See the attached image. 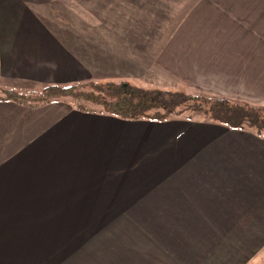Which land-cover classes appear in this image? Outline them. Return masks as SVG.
I'll return each instance as SVG.
<instances>
[{"label": "crops", "instance_id": "1", "mask_svg": "<svg viewBox=\"0 0 264 264\" xmlns=\"http://www.w3.org/2000/svg\"><path fill=\"white\" fill-rule=\"evenodd\" d=\"M74 1L76 21L67 26L41 11L55 0H0L1 80L43 87L113 76L106 64L125 52L107 44L101 51L85 34L124 36L126 27L92 25L86 2L80 10ZM195 4L174 11L204 9ZM139 9H130L132 20ZM233 14L212 25L191 16L188 31L246 36L251 22ZM196 41L191 59L201 62L207 57L198 54L220 48ZM262 90L255 98L264 100ZM103 114L0 99V264H264V135Z\"/></svg>", "mask_w": 264, "mask_h": 264}, {"label": "rangeland", "instance_id": "2", "mask_svg": "<svg viewBox=\"0 0 264 264\" xmlns=\"http://www.w3.org/2000/svg\"><path fill=\"white\" fill-rule=\"evenodd\" d=\"M72 1L74 0H55L53 4L50 3L42 7L41 11L43 14L46 11H51L53 17L48 18V21L50 20L53 24L59 25L60 22H64L68 26L73 21H76L73 13L77 12V8L74 9ZM135 1H74L80 5V10L85 9L83 8V2H86L85 11H87V8L91 10L92 25L107 26L110 33L112 30L115 32L116 29L114 28L117 26H125L128 32L124 36L113 35V33L106 35L105 32L100 33V35H93V32L87 35L85 32L86 42H91L93 47L97 43V49L102 48L101 51H104L103 48L107 44L108 49L117 50L122 48V52H125L123 61L112 63V65L106 64V73L113 74V76L89 82L105 84L109 81L113 83L123 81L134 87L150 89L154 92L180 90L187 94L218 95L227 99L264 106V100L255 98L253 94L257 93L256 95H259L262 89L264 91V20L259 27L257 24L260 21L256 20L260 14L259 12L264 15V0H230V2L229 0H172V3L168 0H150L149 3L148 0H141L142 3L139 2L137 4H135ZM194 3L204 8L203 12L200 10L197 13L174 11V9L180 10V6L187 7L189 5L191 7ZM138 5L141 8L139 9L140 18L132 20L131 17L134 14L138 15V13L135 11L131 13L130 9L136 8ZM168 9L170 11H167ZM235 11L236 21L246 20L247 28L248 21L251 22L246 36L225 34L229 28L223 29V33L217 32L214 35H196L188 31L192 25L191 16L200 18L201 24L212 25L222 17L231 16L234 19L233 13ZM82 14L84 15L83 12L80 13V15ZM100 16H102L101 20H99ZM68 21L70 22L69 24ZM146 25L149 29H147ZM200 26L198 25L197 27ZM213 28H215V25ZM118 37H122V39H118ZM197 39H201V43L214 46L215 48L219 44L220 48L217 51L214 49L212 52L210 49H206L207 53L204 52L205 56L198 54L197 58L207 57L202 62L197 59H191L194 53L189 44H197ZM186 43L187 45H185ZM132 52L138 55L139 61H134L131 58ZM197 62L200 65L196 66L195 63ZM235 80H237L236 84L234 83ZM243 80L246 81L248 89L255 90L253 93H250L248 89L236 91V86ZM10 81L0 79V89L12 88L21 92L34 93L42 88L35 84H21ZM84 83L87 82L76 83L79 84V90H89V87L84 86ZM72 84L75 83L62 84V86ZM56 102H62L76 109H78L79 105H84L86 108L88 107L87 109L103 112L97 106L84 103L83 101L77 102L71 98H64ZM103 115H107V113ZM197 116L193 115V117ZM175 119L183 120L185 118L175 117ZM123 121L125 123H137L136 121L139 122L141 120ZM129 213L125 212L124 218H130L131 213ZM124 224L126 225V223H123L112 228L111 224L108 225L110 230H117L124 228ZM94 238L92 242L93 251L99 249L98 239L95 240Z\"/></svg>", "mask_w": 264, "mask_h": 264}, {"label": "trees", "instance_id": "3", "mask_svg": "<svg viewBox=\"0 0 264 264\" xmlns=\"http://www.w3.org/2000/svg\"><path fill=\"white\" fill-rule=\"evenodd\" d=\"M79 84L61 86L48 84L37 92L2 90L1 100L37 108L64 98L89 103L109 115L123 120L166 121L175 117L187 120H203L225 125L229 128L247 130L264 135V106L227 99L224 96L187 94L180 90L140 89L128 82L84 83L89 90L81 91ZM104 85V86H103ZM88 108V107H87ZM79 105L80 110L96 111ZM193 115H198L193 117ZM201 115V116H199Z\"/></svg>", "mask_w": 264, "mask_h": 264}]
</instances>
